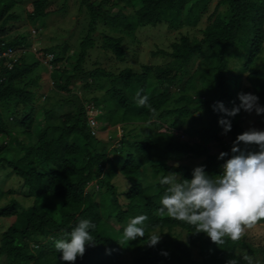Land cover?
I'll return each instance as SVG.
<instances>
[{"label": "trees", "instance_id": "1", "mask_svg": "<svg viewBox=\"0 0 264 264\" xmlns=\"http://www.w3.org/2000/svg\"><path fill=\"white\" fill-rule=\"evenodd\" d=\"M55 1L34 0L30 24L70 0ZM213 1L72 0L87 32L32 50L31 31L11 36L19 2L0 0L2 264H264L263 243L214 226L264 154L237 119L250 97L264 107V0ZM157 27L178 35L134 68Z\"/></svg>", "mask_w": 264, "mask_h": 264}, {"label": "rangeland", "instance_id": "2", "mask_svg": "<svg viewBox=\"0 0 264 264\" xmlns=\"http://www.w3.org/2000/svg\"><path fill=\"white\" fill-rule=\"evenodd\" d=\"M17 1L19 2V6L15 8L16 12L21 14L23 18L16 22L18 27L12 32L11 36H14L20 32L30 33L31 31L33 33L32 27L35 25L36 27H38V31L37 33H33L34 36L31 35L30 39V48L33 50H38L41 46H49L62 42H69L74 45L77 44L80 38L87 32L86 20L81 19L79 23H77L76 21V4L72 2V0L68 1L67 9L45 16L40 20L39 24H30L29 20L27 19L28 10H30L32 2L34 0ZM56 1L54 2V6L60 7L62 5L61 1L63 2L64 0ZM216 2L217 0H214L213 4H215ZM204 25L205 19H202L197 27H185L182 30L184 32H190L192 35L198 36L201 34L198 29L200 27H203ZM149 32L150 33L146 35L143 33V31L138 32L137 41L141 42V44L133 45L140 51L138 58H134L133 56L128 55L129 64L136 69L140 68L141 63L150 62L154 59L151 54L152 50H156L160 46L165 48L168 47L170 45L171 38H175L178 35L177 31L169 32L166 29L160 27L151 28ZM7 55L11 56L12 51L8 52ZM96 58L97 54L94 53L92 56V61H95ZM156 58L159 60L158 62L162 60V58ZM49 86H52V82L48 83V86L47 88H45V90H41V95L46 94ZM76 89L77 93L82 92L80 87H77ZM237 119L240 120L250 136L260 137L264 140V107L260 105L257 98H255L254 96L250 97V100L245 105L242 113ZM135 124L138 125V128H136L135 131L139 129L136 131L139 132L142 128V125L139 122H136ZM133 127L134 125L129 126V128ZM111 135L113 137L110 139ZM121 135V125H117L106 129V133H103L102 136L103 138L111 140V145H114V143L117 142ZM195 161L196 159H187V162L189 163H193ZM252 164L258 171L257 179L253 181V183L250 184V186L247 187L233 201L229 208H227L223 213L219 215V221L214 222V226L217 228L220 227L222 228V230L224 229L229 231L231 229L237 231L241 236L245 237L251 242L264 244V222H255L251 215L256 211L257 207L264 205V154L260 158H253ZM7 178L8 177H6L4 173L1 174L0 184L2 185V187L9 189L14 183V178L13 180ZM114 181L120 186V191L128 188L129 186L127 180H125L123 176H117ZM22 195L16 194L15 196L21 199ZM9 197H12V195H8L7 199ZM130 225L131 224L129 222V226ZM223 225L228 226V228L225 229ZM117 226L120 225L117 224ZM0 264L2 263L0 262ZM126 264H131L130 257L127 258Z\"/></svg>", "mask_w": 264, "mask_h": 264}, {"label": "clouds", "instance_id": "3", "mask_svg": "<svg viewBox=\"0 0 264 264\" xmlns=\"http://www.w3.org/2000/svg\"><path fill=\"white\" fill-rule=\"evenodd\" d=\"M34 30H35V32H34ZM32 31H33V33H37V29L36 28H34V27H32ZM32 33V35L34 36V34ZM33 50V49H32Z\"/></svg>", "mask_w": 264, "mask_h": 264}, {"label": "built area", "instance_id": "4", "mask_svg": "<svg viewBox=\"0 0 264 264\" xmlns=\"http://www.w3.org/2000/svg\"><path fill=\"white\" fill-rule=\"evenodd\" d=\"M34 32H35V30H34ZM7 53H8V52H5L4 55H7Z\"/></svg>", "mask_w": 264, "mask_h": 264}]
</instances>
